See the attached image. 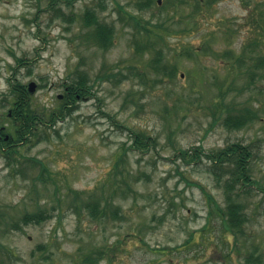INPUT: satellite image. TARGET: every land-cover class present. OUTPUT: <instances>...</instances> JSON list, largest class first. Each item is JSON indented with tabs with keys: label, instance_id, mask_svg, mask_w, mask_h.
Returning <instances> with one entry per match:
<instances>
[{
	"label": "rangeland",
	"instance_id": "obj_1",
	"mask_svg": "<svg viewBox=\"0 0 264 264\" xmlns=\"http://www.w3.org/2000/svg\"><path fill=\"white\" fill-rule=\"evenodd\" d=\"M49 1L0 0V125L13 134L3 99L10 83L34 81L29 100L44 116L25 142L0 147V264H264V65L256 64L264 0L203 1L199 9L192 0H155L141 11L132 0L60 3L72 21ZM88 7L114 27L107 49L88 36ZM76 71L93 83L91 94L48 122ZM229 108L254 118L227 128ZM131 131L155 144L129 149ZM231 143L252 154L251 188L246 181L232 190L246 216L237 234L210 212L209 196L221 207L225 200L217 165L178 156ZM85 202L104 212L91 215ZM38 210L49 217L13 225Z\"/></svg>",
	"mask_w": 264,
	"mask_h": 264
},
{
	"label": "trees",
	"instance_id": "obj_2",
	"mask_svg": "<svg viewBox=\"0 0 264 264\" xmlns=\"http://www.w3.org/2000/svg\"><path fill=\"white\" fill-rule=\"evenodd\" d=\"M203 1L210 3L212 0H192L195 4V9H199L202 6ZM76 0H50L49 6L55 10V15L63 18L64 20L72 21L74 19V12L71 11L68 14L63 11L60 6V3L66 5H72ZM133 5L136 10H145L151 8L155 4V0H132ZM161 8L163 5L160 6ZM133 21L137 23L135 15L129 14ZM83 23L88 27V36H90L93 42L103 49H107L113 42V33L114 27L112 24H109L105 21L100 20L99 14L95 8H86L82 13ZM154 26V25H152ZM143 26L144 34L148 35L153 33V27ZM155 27V26H154ZM138 47V45L136 44ZM22 59L18 58V61L21 62ZM155 67L159 68L157 64L158 58L155 60ZM257 65H264V56L258 57ZM93 83H89L87 74L85 72L76 71L73 72L72 77L65 82L64 84V94L61 101L58 103L57 108L50 111L48 122H52L55 117L64 119L65 116L69 115L75 108L74 102L77 96H88L91 94ZM11 93L8 96L3 97L4 100H7L11 104V119L13 134L9 133L10 137L5 140H0V146H8L9 143L24 141L29 138V136L36 130L37 126L44 124L43 122V113L37 111L33 108L30 103L29 96L24 84L19 82L10 83ZM9 98V99H8ZM12 98V99H11ZM254 118V112L246 108L238 112L237 114L233 113L230 108L227 110L226 116L223 118V125L227 128H241L248 124ZM129 149L136 151H141L147 149L150 145H154V138L150 135H146L141 131L132 132ZM5 144V145H4ZM9 148L12 146H8ZM201 147H192L190 149H181L178 153V156L188 163L198 162L202 160L203 157L211 161L213 165L222 166L226 163H229V167L226 169L218 168L217 166L211 167L212 172L216 175L218 174V182L222 180L223 193H224V206H219L214 199L209 196V201H211L212 207L210 212L217 213L221 218V224L224 227V230H228L237 234L242 232V226L246 220L244 213L243 205L237 201L235 195L238 193L232 190L236 189L238 184H245L250 187L251 179L247 174L249 159L252 154L250 149L241 144L231 143L225 148L219 149L216 152L209 151L205 152L200 149ZM16 150L6 152V155L9 156V159L12 157V153ZM119 160H122V156L119 157ZM11 161V160H10ZM117 167V165H116ZM214 168V169H213ZM122 171V170H121ZM221 171V174L219 173ZM84 208H87L88 212L91 215H96L98 212H104V209L99 207L95 202H85L83 203ZM49 217L48 213L38 210L32 213L26 212L20 217L21 223L15 222L14 226L20 228L21 224L28 223H40L42 220ZM237 231V232H236ZM236 232V233H235ZM252 255L250 254L248 258Z\"/></svg>",
	"mask_w": 264,
	"mask_h": 264
},
{
	"label": "flooded vegetation",
	"instance_id": "obj_3",
	"mask_svg": "<svg viewBox=\"0 0 264 264\" xmlns=\"http://www.w3.org/2000/svg\"><path fill=\"white\" fill-rule=\"evenodd\" d=\"M6 116H7V118H9L12 122H13V120L11 119V111H10V109H8L7 110V112H6ZM8 125V123H6V125H0V140H5V142L7 141V139L10 137V135H9V137L6 139V135L8 136V133L5 131V129H6V127L5 126H7ZM19 142V141H18ZM18 142H12V143H9V145L8 146H13L14 144H16V143H18ZM20 143V142H19ZM8 146L6 145V146H1V149L2 150H6V149H8Z\"/></svg>",
	"mask_w": 264,
	"mask_h": 264
},
{
	"label": "water",
	"instance_id": "obj_4",
	"mask_svg": "<svg viewBox=\"0 0 264 264\" xmlns=\"http://www.w3.org/2000/svg\"><path fill=\"white\" fill-rule=\"evenodd\" d=\"M160 2H161V1L158 0V3H160ZM35 88H36V83H35L34 81H30V82L28 83V85H27V90H28V92H29V93L34 92Z\"/></svg>",
	"mask_w": 264,
	"mask_h": 264
}]
</instances>
